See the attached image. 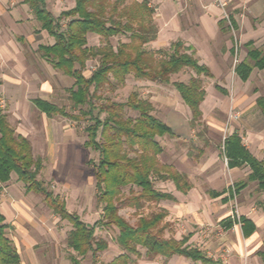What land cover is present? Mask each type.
I'll list each match as a JSON object with an SVG mask.
<instances>
[{"label":"trees","instance_id":"16d2710c","mask_svg":"<svg viewBox=\"0 0 264 264\" xmlns=\"http://www.w3.org/2000/svg\"><path fill=\"white\" fill-rule=\"evenodd\" d=\"M25 2L33 10L42 29L55 40L53 45L43 46L40 50L55 69L74 79L70 99L75 107L86 110L73 115L64 107L42 98L35 99L34 104L49 118L61 116L79 122L88 117L92 122L86 128L88 141L85 147H91L100 154L96 167V186L97 200L104 205V214L96 224L90 225L77 213L70 212L66 202L59 196L44 188L38 180L43 168L42 158H36L28 138L17 134L1 104L0 183L9 182L12 173H16L27 191L43 194L47 207L72 225L68 246L76 255L72 256L71 264H84L83 259L88 254L93 256L91 264H97L98 254L109 247L105 240L96 238L99 226L117 229V242L123 249V253L107 264H130L133 255L138 258L142 256L141 249L146 250L148 257L171 258L180 255L193 261L207 262L202 251L186 246L189 236L180 241L162 237L160 224L166 212L141 217L138 224L133 226L119 214V208L115 205L123 188L128 186L141 189L140 196L132 205L138 204L139 200L174 201L170 193L155 189L153 175L162 181L171 180L181 192L186 193L191 189L192 185L184 174L171 166L159 165L158 156L164 152V148L157 138L166 135L174 137L172 129L152 114V104L139 98L136 92L123 103L107 102L98 106L96 102L99 100L98 91L105 85L122 86L130 75L139 80L170 84L172 75L191 69L197 77H192L188 83L175 82L173 85L190 109L192 125L195 126L202 118L201 105L207 94L200 76L211 77L209 68L199 63L194 50L188 53L191 48L186 47L182 41L173 43L170 56L159 62L155 56L163 50L146 49L148 44L157 39L159 32L154 22L155 9L149 5L148 0L131 3H126V0H75V6L63 11L59 17L47 9L46 0ZM63 21H66L65 26ZM90 34L98 35L106 43L99 48H90ZM117 36H127L129 41L120 42L114 47L110 39ZM92 57H99V65L88 77L85 72L87 62ZM249 57L255 67L264 70V54L250 50ZM252 71L253 66L246 62L238 63L235 67V73L244 82L249 79ZM217 88L228 95L226 90L219 86ZM257 106L264 116V97L257 99ZM126 109L137 112L139 116L134 119L125 118L123 113ZM103 114H106L105 118L101 117ZM128 150L136 156L130 157ZM224 156L228 159L229 168L249 166V180L257 181L259 189L264 192V162L252 154L238 133L225 139ZM262 209L264 212V204ZM0 221H3L2 217ZM240 222L243 223L246 236L253 234L255 226L250 220L240 218ZM5 230L6 226L0 225V264H19L20 255Z\"/></svg>","mask_w":264,"mask_h":264},{"label":"rangeland","instance_id":"374dc122","mask_svg":"<svg viewBox=\"0 0 264 264\" xmlns=\"http://www.w3.org/2000/svg\"><path fill=\"white\" fill-rule=\"evenodd\" d=\"M133 1L141 2L143 0H126V3ZM237 2L239 1L214 0L213 2L227 19L226 25L229 34L228 36L226 34V37L232 38L235 51L229 57L227 67L224 68L228 78L200 76L207 92V98L202 103V118L195 126L192 125L190 109L184 104L173 85L175 82L188 83L192 77H197V74L191 69H184L182 72L172 75L170 84L139 80L130 75L122 86L105 85L98 91L99 100L96 102L98 106L105 105L107 102L123 103L134 92L138 94L139 98L150 102L153 106L152 114L173 127L178 135L174 138L169 135L157 138V141L164 148V152L158 156L159 165L171 166L176 171L184 172L183 174L186 175L189 182H194L203 192L214 187V182L217 180L213 179L212 175L216 170L222 169L223 174L225 172L228 175L229 184L236 182L224 156V141L234 132H238L243 137L246 146L250 150L264 157V119L254 107L255 92L258 91L259 95L264 96V76L255 74L247 84H242L235 73V67L241 61L244 48L240 44L239 31L231 27L228 19L231 14L237 11L234 10V5ZM74 5L75 0H47V9L55 17H59L61 12L73 8ZM151 7L155 9L154 22L157 25L155 21L157 13L155 3ZM246 10L241 9L237 12L245 16ZM63 25H66V21H63ZM45 36L42 39L37 37L38 39L35 42H31V38L30 40L26 38V42L22 45L18 61L23 66L21 72L23 75H12V78H21L23 85L21 87H24V90L19 89V92L5 90L0 94L3 112L7 115L10 124H19V126L31 129L29 131L35 143L34 155L36 158H42L43 160V168L38 180L44 188L52 191L61 200L65 201L70 212L79 213L82 215L83 220L89 222L90 225H94L103 217L104 205L97 200L96 167L99 163L100 154L91 147H85V143L88 141L86 128L92 122L88 120V117H84L79 122L61 116L49 118L45 115L46 117L43 118V115L30 104L32 99L42 98L59 107H64L68 113L73 115L80 114L83 109L86 110V108L75 107L70 99L74 79L55 69L43 56V53L39 51L40 44L50 45L54 43V39L49 37L47 33ZM128 41L127 36H117L110 39V43L114 47L120 42ZM105 43L106 41L98 35L90 34L88 36V46L90 48H99ZM146 49L157 51L152 43L148 44ZM161 50L163 52L155 56L158 62L168 58L172 53L169 47ZM192 51L191 49L188 53H192ZM195 57L198 59L196 52ZM98 65L99 57H92L87 62L86 76L89 77ZM16 67L11 69L16 70ZM10 75L11 71L8 67L4 69V72H0L1 79L9 78ZM218 85L223 87L228 95H224V98H221L220 102L218 101L219 105L215 106L217 95L213 90ZM239 87L241 92L237 94ZM208 91L210 98L208 97ZM12 93L15 97L11 95ZM247 96L249 97L247 98ZM243 99L245 100L244 108L241 106ZM11 101H14L12 109L10 107ZM17 103L21 109L26 111L25 113L20 111L18 113L20 116L13 114L14 106ZM16 109L18 112L19 109ZM123 115L125 118L130 117L133 119L139 116L137 112L130 109H126ZM27 116L29 117L27 118ZM101 117L105 118L106 114ZM53 119L58 120L59 124H57L58 122H52ZM51 124L55 126L54 129ZM128 152L130 157L136 156L134 152H130V150ZM213 159H216L217 163L212 165ZM211 165L212 167H210ZM153 183L155 189L159 191H169L174 188L171 180L162 181L154 175ZM21 186L26 187L24 183ZM140 191L141 189L137 187H125L122 195L115 201V205L119 208V214L133 226L138 224L141 217H150L156 213L166 212V217L160 224L161 235L166 239L176 238L180 241L192 232H196L204 238L208 234H215L222 230L220 226L213 223L197 221L196 219L203 218L189 215L186 210L183 214L186 215V218L183 217L178 220L176 216H180L184 211L178 209L175 212L171 202L139 200L138 204L132 205L135 199L140 196ZM178 197L181 200L188 198L179 194ZM193 197L198 198L199 196ZM202 197H205V195ZM37 200H42L46 204L43 194H38ZM240 203L237 195L232 203V214L241 215ZM56 217L60 218L59 216ZM57 229H61V244L64 246L66 235L72 230V225L61 219ZM117 236L118 230L113 227H97L96 238L105 240L109 246L106 251L98 254L97 264H107L123 253V249L117 242ZM189 246L191 248H193L192 246L204 248L205 245L200 242L198 244L194 243V245L189 244ZM141 252L142 256L140 258L132 256L130 264H155L158 260L167 262V259H169L161 256L148 257L145 249H141ZM224 254L227 256L229 250L226 249L225 253L223 252L222 259ZM92 260V254H88L83 259V263L91 264ZM61 264H63V261Z\"/></svg>","mask_w":264,"mask_h":264},{"label":"crops","instance_id":"0c3cea01","mask_svg":"<svg viewBox=\"0 0 264 264\" xmlns=\"http://www.w3.org/2000/svg\"><path fill=\"white\" fill-rule=\"evenodd\" d=\"M238 1V4L234 5V10L247 9L245 16L236 11L229 16L228 20L231 27L239 31L240 44L244 48L239 63L246 62L253 66V71L245 82L236 74L239 82L247 84L255 74L264 76V70L255 67L254 61L249 57L250 50H258L264 54V0ZM213 2L214 0L149 1L150 6L155 3L157 10L155 21L159 28L158 37L152 42V45L156 50H161L166 47L170 48L177 41H182L185 46L196 52L199 63L209 68L212 75L208 78H228L224 68L227 67V61L235 50L232 38L226 37V34L227 36L229 34L226 25L227 19ZM40 25L33 10L25 0H0V72H4L7 67L11 71L9 78H0V94L5 90H10L11 92L24 90V87H21L23 86L21 78H12V75L18 76V74H22L23 66L18 61V58L26 38L29 40L31 38V42H35L38 39L37 37H41L40 39L45 38L46 33L51 37ZM36 32L39 33L37 34ZM250 43L252 44L251 46H249ZM53 44H40L39 51H41V47ZM15 66H17L16 70L11 69ZM219 87L224 89L221 86ZM213 91L217 95L216 104L213 101L216 106L219 105L221 98H224V94L217 86ZM240 92L241 89L239 87L237 94ZM258 93L257 91L254 94V107L264 119L261 110L257 106V99L264 96ZM11 95L15 97L13 93ZM208 97L210 98L209 91ZM35 99H32L30 104L43 115V118L46 117L35 106ZM244 101V99L241 101L242 108L245 107ZM13 102L11 101L12 104H10L11 106L9 105L11 109L13 108ZM1 106L3 108L2 104ZM14 107V115L20 116L18 114L20 111L26 112L20 108L18 103ZM16 108L19 109L18 112ZM201 110L203 113L202 105ZM51 121L58 122L55 119ZM51 125L54 129L55 126ZM12 127L17 134L28 138L35 150L31 129L19 126V124H12ZM29 127L31 128V126ZM169 127L172 129L174 137H177L175 129L171 126ZM250 151L258 160L264 162L263 156L254 153L252 150ZM216 163L217 160L213 159L212 165ZM229 169L236 180L233 184H229L228 175L225 172L223 174L222 169H220L221 171L216 170L212 175L213 179L217 181L214 182L215 185L210 190L203 192L198 185L190 182L192 185L191 189L184 193L179 191L172 182L174 185L172 190L162 191L173 195L175 200L161 202L173 203L175 212L178 209L184 211L180 216H176L178 220L183 217L186 218V215H183L186 210L189 215L203 218L196 219L197 221L210 222L222 228L218 233L208 234L204 238L196 232L188 235L190 238L186 245L203 243L205 245L204 248L199 246L192 247L202 251L208 261L203 263L202 261H193L184 256L174 255L169 259L165 258L168 260L167 262L158 260L156 263L154 262L155 264H264V212L262 209L264 192L259 189L257 181L249 180L251 174L249 166L245 165L241 168L234 167ZM178 172L184 173L179 170ZM21 185L22 182L18 180L16 173H12L9 182L0 183V217L3 218V221H0V225L6 226V236L20 255L21 262L19 264H61L62 261L63 264H71V258L76 253L68 246L69 233L66 235L64 246L61 244V229H57L61 219L56 217L42 200H37V193L29 192L26 187ZM178 194L188 198L181 200ZM203 195L205 197H202ZM237 195L241 202L240 218L250 220L255 226V231L250 236L244 234L243 223L241 222V226L238 223L240 218L231 213L232 203ZM78 215L82 218V215L79 213ZM86 223L90 224L89 222ZM226 249L229 250V254L227 256L224 254L222 259L221 256Z\"/></svg>","mask_w":264,"mask_h":264},{"label":"built area","instance_id":"2783aa9c","mask_svg":"<svg viewBox=\"0 0 264 264\" xmlns=\"http://www.w3.org/2000/svg\"><path fill=\"white\" fill-rule=\"evenodd\" d=\"M225 160H226V163H227V165H228V159L225 157ZM237 218H240V216L238 215V214H234ZM239 225L241 226V222H240V220H239Z\"/></svg>","mask_w":264,"mask_h":264}]
</instances>
